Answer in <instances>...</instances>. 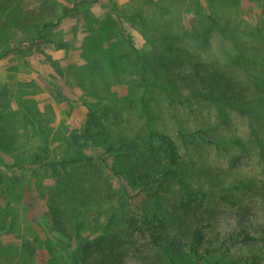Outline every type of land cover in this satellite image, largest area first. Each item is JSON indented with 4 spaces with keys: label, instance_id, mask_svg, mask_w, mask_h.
I'll use <instances>...</instances> for the list:
<instances>
[{
    "label": "rangeland",
    "instance_id": "374dc122",
    "mask_svg": "<svg viewBox=\"0 0 264 264\" xmlns=\"http://www.w3.org/2000/svg\"><path fill=\"white\" fill-rule=\"evenodd\" d=\"M167 37L191 63L215 64L246 101L234 108L174 91L170 102L149 87L140 113L127 40L148 63ZM110 45L122 65L107 64ZM240 54L249 63L236 62ZM91 110L109 140L123 136L132 148L104 156L127 168L121 179L102 164L101 146L73 143ZM146 126L174 141L189 187L207 194L199 210L210 223L208 260L264 264V0H0V264H84L77 245L101 236L122 245L124 264H169L148 230L126 223L168 217L181 196L175 181L147 192L127 186L130 172L164 164ZM151 146L156 159L143 161ZM77 151L80 162H63ZM76 177L90 190L71 203L74 189L61 187Z\"/></svg>",
    "mask_w": 264,
    "mask_h": 264
},
{
    "label": "trees",
    "instance_id": "16d2710c",
    "mask_svg": "<svg viewBox=\"0 0 264 264\" xmlns=\"http://www.w3.org/2000/svg\"><path fill=\"white\" fill-rule=\"evenodd\" d=\"M120 41H124L123 36ZM175 42L176 39L167 37L164 47L154 52V55L147 63L146 55L134 48L130 41L127 40V44L132 50V65L138 76V86L142 92L139 98L140 113L147 114L145 91L149 87L159 88L170 102L175 99L172 97L174 91H183L186 98H201L218 105L230 104L234 105V108L246 101L241 88L231 78L227 77L224 72L216 68L215 64L191 63L187 59V55L181 52L176 53L178 47L174 46ZM98 48L101 47L97 46ZM108 54L107 64L109 66L112 65L111 61L116 65H119V63L122 65V62L117 63L114 46H109ZM130 58L127 55L120 59L128 60ZM235 61L238 63H249V60L242 54L238 55ZM98 67L101 68L100 65ZM145 134L156 141L159 148L162 147L164 164L163 166H161V163L156 166L153 165L156 168L158 167L154 173H148L147 171L139 174H133L134 172L127 173L128 176L124 177L127 186L132 190L136 188L140 192H147L158 184L159 187H165L169 181H175L181 196L176 200L177 206H175L168 217L158 214H152V216L140 214L136 219L130 215L126 219L127 228L131 231L140 229V223L143 228L148 230L151 243L157 250L155 255L159 258L166 257L169 264H219L218 261L213 263L207 258L208 255L214 253L206 247V229L210 227V223L204 222L200 215L201 210H199L207 194L195 192L189 187V181L178 168L179 157L176 145L167 134L149 127L146 128ZM71 135L75 144H77L79 139L83 138L84 142L89 141L95 146H101L104 150L103 158L101 159L102 164L109 169L112 175L122 178V171L127 169L124 164L118 163L119 161H112L109 164L104 156H115L117 155L116 151L121 152L122 149L125 150V153L118 156H127V151H131L132 148H130L123 136H120L118 141L109 140L107 127L92 110L89 112L88 121L82 135L79 136L75 133ZM118 143L120 144L119 146L116 145ZM154 152L153 146L150 147V151H142V160L146 162L155 160L156 158L152 155ZM36 159H39V157L36 156L35 161ZM82 159L80 152L77 151L76 155L71 157L70 160L63 159V162L75 164ZM1 163L4 165L0 160V166ZM58 177L57 175V183L59 184L60 180ZM64 187L74 189L65 194L71 203L76 202L77 196L83 195L84 188L87 191L90 190V187L86 186L83 178L80 179V177L71 179L69 183H62L61 188ZM70 206L74 207L75 205L71 204ZM54 218L57 220L56 213H54ZM244 239H249V237L245 235L242 239L243 242ZM116 242V238L108 239L101 236L95 239L84 238L77 246L83 254L84 264H124L122 259L119 258V253L116 252L122 245H116ZM120 242L121 240L118 239V244ZM159 263L163 264L160 259ZM230 264H259V260L257 256H253L232 260Z\"/></svg>",
    "mask_w": 264,
    "mask_h": 264
}]
</instances>
